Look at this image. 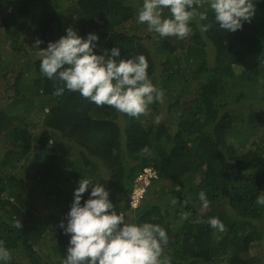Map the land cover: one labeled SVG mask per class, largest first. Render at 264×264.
Here are the masks:
<instances>
[{
  "label": "trees",
  "instance_id": "16d2710c",
  "mask_svg": "<svg viewBox=\"0 0 264 264\" xmlns=\"http://www.w3.org/2000/svg\"><path fill=\"white\" fill-rule=\"evenodd\" d=\"M142 2L0 0L7 44L0 79L9 99L0 106V240L11 250L9 264H44L38 250L46 244L62 264L69 236L58 225L83 175L101 182L130 222L162 225L172 264H264V208L255 202L264 195V118L255 109L264 105V0H253L254 16L236 32L220 29L209 10L208 31L193 20L186 47L137 22ZM68 27L82 37L97 33V53L118 46L124 59L146 57L150 79L171 99L158 126L150 110L130 117L77 92L53 95L60 82L45 77L30 54L37 38L45 48ZM145 168L157 176L148 184L138 180ZM137 187L145 189L143 213L128 205ZM201 190L210 200L205 212ZM208 217H218L223 232L196 222Z\"/></svg>",
  "mask_w": 264,
  "mask_h": 264
},
{
  "label": "clouds",
  "instance_id": "9594fccd",
  "mask_svg": "<svg viewBox=\"0 0 264 264\" xmlns=\"http://www.w3.org/2000/svg\"><path fill=\"white\" fill-rule=\"evenodd\" d=\"M164 9L170 15L165 16ZM209 10L220 29L236 32L254 16L255 4L253 0H143L136 19L161 38L185 39L193 32V20L201 32L208 31L211 25L202 22L208 20ZM65 33L55 41H48L45 48L40 47L44 41L39 38L33 44L40 72L60 82L53 95L61 96L66 90L77 92L90 103L110 106L130 117L146 115L150 105L164 103L163 90L150 79L143 54L124 59L118 46L97 53V33L89 32L82 37L72 27L66 28ZM162 119L163 114H158L153 123L158 126ZM149 154L147 146L141 149V155ZM77 185L70 210L58 225L69 236L62 264H172V258L165 255L169 237L162 225L130 222L125 212L116 210L109 190L101 182L83 175ZM198 199L201 212H205L210 200L204 190L198 193ZM144 200L145 196L132 208L129 198L130 211L142 209ZM255 202L264 208V195H258ZM196 222L207 223L220 232L224 230L218 217ZM13 227L22 229L21 221L14 219ZM11 259V250L0 240V264H9Z\"/></svg>",
  "mask_w": 264,
  "mask_h": 264
},
{
  "label": "rangeland",
  "instance_id": "374dc122",
  "mask_svg": "<svg viewBox=\"0 0 264 264\" xmlns=\"http://www.w3.org/2000/svg\"><path fill=\"white\" fill-rule=\"evenodd\" d=\"M195 21V20H194ZM197 27H199V25L197 24ZM56 34H54V36H55ZM57 38V37H56ZM190 38H191V34L188 36V37H186L185 39H181V40H179V42L180 43H185L184 45H185V47H186V45L188 44V42L190 41ZM1 39H2V33H1V29H0V47H7V44H4L2 41H1ZM54 39H52L51 41H53ZM174 40V39H173ZM187 43V44H186ZM205 49L206 50H208V53H209V57H212V51H213V48H212V46H211V44H208L206 47H205ZM180 51V50H179ZM179 51H178V53H179ZM183 51H185V48L183 49L182 48V52L181 53H183ZM30 55H32V57H35V52L34 53H32V54H30ZM25 58V57H24ZM17 64H19L18 63V61H17ZM238 72H240V71H238ZM245 72H247V73H245ZM242 71L241 73H245V74H247V75H250L251 76V74L248 72V71ZM262 74H264V70H263V72H262ZM262 74H260L259 76H258V80L260 79L259 77H261V75ZM233 77V75L231 74V76H230V78H232ZM239 77H240V75H239ZM234 80H238V79H234ZM234 80L232 81V82H234ZM0 83L2 84L3 83V86L1 85L0 86V106L1 107H3L4 105H6L7 103H8V100L9 99H4L3 97H4V82H3V80L2 79H0ZM171 102V99L169 100L168 98H165L164 97V103L163 104H152V105H150L149 106V109H150V112H152L153 113V111H152V109H153V107H154V105H156L157 106V108H156V111L158 110V112H155V114L156 115H158V114H163V118L165 117V111H166V107H167V105L169 104ZM256 107H257V109H258V112L261 114V117L262 118H264V105L263 106H261V104H256V106H255V109H256ZM48 110L46 109L45 110V113L47 112ZM39 121H40V119H39ZM4 150H5V146L3 145V144H0V156H2L3 155V152H4ZM18 174H19V172H17ZM167 184V182H165V185ZM44 200V199H43ZM200 204V203H199ZM145 206L143 205V207H142V209H140L141 211H142V213H143V211L145 210V208H144ZM147 208V207H146ZM50 211V210H49ZM129 215V214H128ZM48 243V247H49V242H47ZM52 243H54V242H52ZM259 248H260V250H262L261 252H262V254H263V252H264V241L263 242H261V245L259 244ZM44 248H47V244H46V246L44 247ZM43 248V250L41 251V250H38L37 248V250H38V252H39V254L40 255H42V256H44L43 257V259H44V264H57V262H58V257L56 256V254L51 250V247H49V248H47V249H44ZM16 256V258H15V261H17L18 263H27V259L26 258H22L20 255H18V254H16L15 255ZM19 258H21V260H19ZM263 258V257H262Z\"/></svg>",
  "mask_w": 264,
  "mask_h": 264
},
{
  "label": "built area",
  "instance_id": "2783aa9c",
  "mask_svg": "<svg viewBox=\"0 0 264 264\" xmlns=\"http://www.w3.org/2000/svg\"><path fill=\"white\" fill-rule=\"evenodd\" d=\"M151 177L156 178V174L154 171H152V169L150 168H145L144 170H142V173H140V175L138 176V180H143L146 184H148L149 179ZM144 193H145V189L141 188V187H137L133 193L130 196V201L129 204L132 208H136L140 202L143 200L144 198Z\"/></svg>",
  "mask_w": 264,
  "mask_h": 264
}]
</instances>
